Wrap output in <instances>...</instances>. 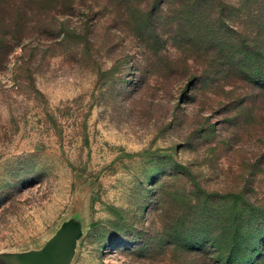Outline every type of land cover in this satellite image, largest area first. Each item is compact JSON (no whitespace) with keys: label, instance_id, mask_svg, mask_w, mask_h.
<instances>
[{"label":"rangeland","instance_id":"374dc122","mask_svg":"<svg viewBox=\"0 0 264 264\" xmlns=\"http://www.w3.org/2000/svg\"><path fill=\"white\" fill-rule=\"evenodd\" d=\"M73 216V264H264V0H0V252Z\"/></svg>","mask_w":264,"mask_h":264},{"label":"water","instance_id":"95a60500","mask_svg":"<svg viewBox=\"0 0 264 264\" xmlns=\"http://www.w3.org/2000/svg\"><path fill=\"white\" fill-rule=\"evenodd\" d=\"M83 231V219L73 216L61 224L41 249L0 252V264H73Z\"/></svg>","mask_w":264,"mask_h":264}]
</instances>
